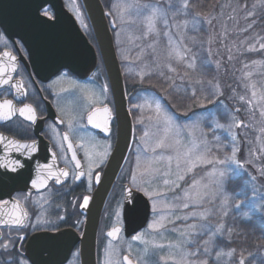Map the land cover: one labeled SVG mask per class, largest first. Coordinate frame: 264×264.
Returning <instances> with one entry per match:
<instances>
[{"label":"snow or ice","instance_id":"1","mask_svg":"<svg viewBox=\"0 0 264 264\" xmlns=\"http://www.w3.org/2000/svg\"><path fill=\"white\" fill-rule=\"evenodd\" d=\"M42 7V5H37V9ZM113 7H117L114 5ZM255 8V5L253 6ZM189 8V0H180L179 4L174 3V0H168L167 8H165L162 4H145L143 5V9L148 11V15L145 17L147 23V30L143 33L144 36H150L151 34H155L156 36L160 35V32L157 30L156 21L157 19L163 20L164 24L167 26L168 23V11L171 9H175L174 16L179 15L180 13L187 14V10ZM78 11V10H77ZM49 12L47 9L44 10V15L48 16ZM111 15V13H109ZM117 15L120 17L121 23H123V15L118 11ZM80 18L79 15L77 17ZM39 19V16H37ZM246 21H251L247 24V28L242 29V31H250L255 26V12H248L245 16ZM211 24V20L208 21ZM179 27V25L177 26ZM224 30V34L227 35V26H222ZM7 32V29H3V32H0V38H3V34ZM164 35L169 38V45L171 47L164 53L163 59L156 56L152 65L149 68V71L155 69L159 71L161 76H165V71L167 72H176V68L173 67V62L183 63L188 71L195 72L197 71V57L195 54H192V49L189 48L185 44L174 45L172 43V37L169 33H164ZM117 44L118 46L121 41V34H116ZM194 44L198 43L195 38H190ZM216 42L213 37H209L208 44V55H212L211 45ZM241 44L245 43V41H241ZM13 46H15L16 42H12ZM153 49V52L156 51L154 45H149ZM21 51L22 49H17ZM259 52L264 53V38L260 39L259 42ZM225 51L228 53L227 59L231 62L234 59V55L232 54V49L225 45ZM249 52H256L257 49L249 45L247 48ZM143 53V49L141 50ZM219 55V51L216 53ZM4 56L8 58V62L11 64V70L7 66H0V84H8L10 80L13 79V73L17 71V57L12 55L11 53L5 52ZM121 59L122 61H127L128 56L121 50ZM137 59H140L138 56ZM255 64L264 63V61H253ZM215 65L217 70L221 68V61H215ZM67 67V65H64ZM201 68L207 67V62L202 61ZM247 67V65H245ZM66 75V74H65ZM141 79L147 73L141 69L139 73ZM245 76H251V73H245ZM7 76V79L4 78ZM188 76V72L186 71L184 76L181 79H184ZM167 79H171V77H166ZM55 84V81H53ZM207 84L210 86L208 89L209 94L213 96H222L223 90L219 83L213 84L212 81H208ZM193 87L191 88V99L198 100L197 96V85L200 86V91L204 92V81L195 80L193 82ZM16 91L18 93H22L23 84L20 81H17ZM49 87H52L50 85ZM60 91H64V89H60ZM81 91H84L81 89ZM110 89L108 85H104L101 88L100 93L97 98L93 99V94L91 92L86 93V102L83 104L79 103L80 97L76 98V101H73L75 105L76 111L71 117L67 120V126L69 131H71L74 127V122L76 124H80L81 121L87 122V124L92 125L94 128L102 129L103 132L110 133V121L113 118V110L107 106H105L104 111L108 113V121L104 124L96 123L93 119L94 113L89 111L92 104L99 101V97H103V101L107 102L108 95ZM253 99L248 100V104H253V100H257V94L255 92L252 93ZM239 99L241 101L245 100L244 96H240ZM258 103L260 107V117L262 118L261 122L264 123V96H260L258 98ZM2 107H7L8 111L0 113V119L9 120L14 114L17 112L21 117H24L31 125H34L37 120V116L35 114V109L31 105H24V107L16 109L12 106L11 100H4ZM256 107V105H253ZM148 109L150 115L147 116L149 121L154 122L153 127L156 128V131L152 133L154 137V143L150 144L148 141L149 132L146 131L144 135L141 137V141L144 144L145 150L153 153L150 159L147 162V166L141 167V157L137 156V172L132 175V184L137 188L138 191L144 192L146 196H148L152 201V209L156 214V218L152 223L148 225L150 229L154 230H164L166 227V223H173L175 221H183L180 227H173L172 231L178 233L176 238L173 241L169 242V247L174 250L176 255L180 257L178 264H192V259L201 253V248L196 247L195 251L186 250L190 245H197L201 243L198 240L199 235H206L208 239L202 241V251L203 254L208 255L211 251V243L213 239L218 235H223L225 231V225L220 222L215 224L214 226H210L209 217L214 215L217 211L222 213V215L227 216V205H228V197L224 195V189L222 184V178L225 173L223 170L218 168L217 164L226 163L227 160H231L240 165V161L238 159V153L240 148L237 141V135L232 133L231 136V154L226 155L225 160H221L218 156L212 155L213 147L217 150H223L225 145L221 141L219 136H214L213 140L215 141L214 145H210L207 139L197 140L194 132L199 128L198 124H181L180 116L176 111L171 110L168 105H166L160 98L152 97L151 101L145 99L143 103H138L132 106L129 110L133 109L143 112L145 109ZM64 120H60V124H64ZM139 123L144 122V117L141 116L138 120ZM49 127H52L49 125ZM211 127V125H210ZM216 128H223L224 125L220 123L215 124ZM53 133L57 136H60V139L57 140V147L59 149V157L56 153L51 154V158L55 163L57 159L63 160L65 164L74 162V167L77 170L78 174L75 175L76 180H80L81 177L87 175L89 191L91 190V184L93 182L100 181V175L94 173L92 170V166L94 165L97 169L101 167L104 161L107 159L110 150L111 144L105 142L104 150L102 153L96 154L95 159L89 158V151L87 146L81 145L80 147L84 150V155L86 158H89V167L87 174L83 170V166L81 164V160L77 157V151L74 149L72 143H68L67 149L71 151V157L68 158L65 154V148L62 141L69 140V134L65 132L62 136L60 133L56 131V128H52ZM264 132V128L261 129ZM201 137L204 136L203 130H200ZM183 134V135H182ZM183 136L189 137L190 146L183 145ZM95 137L90 136L89 142H94ZM184 148L185 150H181ZM157 149H170L176 153L173 155H164L163 153L156 155ZM39 151V142L33 140L31 143H21L18 140L9 139L4 136H0V152L6 154L5 159L0 160V168H4L6 171L10 170L11 172L17 173L16 177H12V179H16L21 176L20 169L24 167L23 163L19 159H12L13 153H20L21 155H27L29 158L34 153ZM251 155V153H250ZM259 159L261 162V167L259 168V173L261 176H264V151L260 152L259 156L254 157L253 159L248 160L246 163L254 164L255 160ZM175 160V172L172 169V162ZM53 164H44L41 165L40 168L46 170L48 175L45 177L42 173L38 172L36 178H29L30 183L33 189H45L49 180H54L55 184L60 185L62 183L61 177H68L69 172L66 169H58L57 171H52L54 166ZM198 165H208L211 167V170L207 172V182H202L203 178L196 179L194 169ZM193 174L192 183L186 187H181V182L186 181V176L188 174ZM252 179H255L253 177ZM26 183L28 180L25 181ZM162 184L164 188H158V185ZM164 193H171V198L168 201L163 199ZM217 196H220L219 200V208H215L213 206V201L216 200ZM128 197L131 200H135L136 196L129 191ZM29 197H24L27 200ZM39 200L47 203V198L45 196H40ZM90 197L85 195L83 196V203L79 205L80 208H87L89 205ZM127 202V201H126ZM208 205V206H206ZM58 207V206H57ZM0 209L4 211H0V225L15 228L17 232H21L26 230L28 227H31L33 230H41L44 229L46 231H51L53 229L58 230V225L50 220H44L40 215L36 216L35 223H32L31 216L27 210H25L21 204L19 199L3 200L0 199ZM19 209V211H17ZM167 209V212L162 210ZM172 209H176L179 211L180 209L187 210L183 215H177L172 212ZM115 215L119 218L120 212L117 211ZM61 221H63L64 217H58ZM121 229L118 227L113 228L111 231L107 233L109 237H115V235L120 232ZM193 233H196L197 236H193ZM9 235L11 233L9 232ZM228 235L231 236V230H228ZM25 237L23 235L16 236L15 240H9L7 243L2 242V233H0V248L7 249L9 245L15 248V242L18 240H23ZM47 239L51 242H56L59 237L57 235H49ZM133 240H141L142 237L137 235L132 237ZM145 244H155L156 241H144ZM159 246V245H158ZM147 250V249H145ZM117 249H114L111 246V242H109V247L105 249V255L107 257L105 264H118V261H114L113 257L117 254ZM129 252H131V246H129ZM234 250L227 252V255L231 257L233 255ZM222 255L221 252H217L216 256L219 258ZM171 258V257H170ZM67 259V257L65 258ZM124 260L127 261V264H133V261L128 259L127 256L124 257ZM14 264H30L28 259L21 258V254L17 253L14 258ZM207 264V261L204 262ZM240 264H243V260L240 261Z\"/></svg>","mask_w":264,"mask_h":264},{"label":"rangeland","instance_id":"2","mask_svg":"<svg viewBox=\"0 0 264 264\" xmlns=\"http://www.w3.org/2000/svg\"><path fill=\"white\" fill-rule=\"evenodd\" d=\"M67 9L74 15L76 20L80 24H85L87 30L89 29L86 17L82 10L79 0H63ZM79 1V2H78ZM150 0H129L128 6H123V3L118 4L117 7L114 8V11L109 14V16L113 19L115 24V28L117 33L121 34V41L119 45V50L124 49V43H129L132 46L135 44H140L139 47L142 46V42H134L131 37L135 29L139 32L140 30L145 29L147 26L145 17L149 14L147 12L144 13L143 5L145 2ZM255 5V8L253 7ZM218 9V7H217ZM78 10V11H77ZM108 11V10H107ZM120 12L124 19L123 23L120 21V17L117 15V12ZM248 12H255V26L250 31H242V29L247 28V24L251 21H246L245 16ZM108 13H110L108 11ZM79 15V19L77 18ZM264 0H245L243 3H230V1L226 0L222 2L219 6V9L216 12H209L200 14L199 24H202L206 29L205 37V45L206 48L204 58L207 62V67L203 70V74L200 78L195 75V72L188 71L185 67L181 66L179 62H173L176 68V72L173 73L175 80H170L171 84H179V81L182 83H190L191 87H193V82L195 80L204 81L205 91H200V86L197 87V96L198 100H203V104L211 105L212 103L217 106V108H213L214 114L209 116V126L203 130L204 136L201 137L200 128L196 129L194 134L199 141L200 139H207L210 145H214L215 141L213 140L214 136H219L221 141L225 145L224 136L228 135L232 136V133L237 135V141L240 148L241 160L240 164H242V173L245 176V181L247 184L254 185V188L257 187L260 189V193L264 191V176H261L259 173V168L261 167V162L259 159L255 160L254 164L246 163L248 160L253 159L256 156L260 155V152L264 151V132L261 131L264 128V123L261 122L262 118L260 117V107L258 103V98L260 96H264V63L255 64L253 61H264V53L259 52V42L261 38H264ZM209 20H211V24H209ZM262 20V21H260ZM227 26V35L224 34V30L222 26ZM118 27V28H117ZM133 27V28H132ZM133 30V31H132ZM90 31V30H89ZM112 31V34H113ZM116 33V34H117ZM137 35V36H138ZM213 37L216 42L211 45L212 55H208L209 37ZM115 41L117 43L116 35ZM241 41H245V43L241 44ZM225 45L232 49V54L234 55V59L229 62L227 59L228 53L225 51ZM249 45L254 46L257 51L249 52L247 48ZM217 51H219V55H217ZM221 61V68L217 70L215 61ZM247 65V67H245ZM199 68V67H198ZM188 72V76L184 79H181L184 76L185 72ZM251 73V76H245V73ZM195 75V76H194ZM55 81V84H53ZM51 81V85L55 87L64 86L67 89H74L75 92L79 91L83 95L91 92L93 94V99L95 100L99 93L94 91H88L85 84L82 82H75L73 79L67 77H58ZM208 81H212L213 84L219 83L221 89L223 90L222 96H213L209 94L208 89L210 86L207 84ZM152 84L154 88H156V82L151 81V79L144 80L142 84ZM92 86V85H91ZM92 88V87H91ZM153 88V89H154ZM83 89L84 91H81ZM162 95L164 93V88L162 86ZM255 92L257 94V100H253V104H248L247 101L253 99L252 93ZM206 96V98H205ZM240 96H244L245 100L241 101L239 99ZM202 99V100H201ZM103 100L102 96L99 97L100 102H96L92 105L99 104ZM86 100H82L79 103L83 104ZM135 105V104H133ZM133 105H129V108H132ZM256 105V107H253ZM54 106L56 108L57 114L59 117L64 120V124L61 127L52 126L56 128V131L60 133V130L67 131L72 139L79 142L77 140V133L73 127L71 131H69L67 126V120L71 117L72 114L76 111L75 105L73 101L68 103H63L59 101H54ZM147 109V108H146ZM134 110V109H133ZM149 111H144L141 116L144 117V122L141 123L139 128L138 135L133 136V147L134 150L131 153V156L125 160V163L121 169L119 179L115 182L116 190L114 194L109 198L106 203L104 209L103 222L100 225L98 232V264H105L106 255L105 249L109 247V242H111V246L114 249H117V254L113 257L114 261H118V264L121 263V257L124 253L129 254L137 264H167L172 259V254L174 250L169 247V242L173 241L178 233L172 231L173 227H178V223L180 221L173 220V223H166V227L164 230H154L150 229L148 225L154 221L156 218V214L152 209V201L151 199L142 192L150 203V215L147 221L146 226L139 231L138 233H134L128 238H125L122 234L119 236L117 241H110L107 237L104 236V232L122 222L121 217V194L123 193V185L128 184L131 188L137 190V188L132 184V175L137 172V156L141 157V167L147 166V162L153 153L145 150L144 144L141 141V137L144 135L146 131L149 132V137L147 138L149 143H154V137L152 133L156 131L152 125L154 122L149 121L147 116L150 115ZM219 116H224L225 119H218ZM220 118V117H219ZM218 120L220 122H218ZM181 124H196L195 120L189 122L179 121ZM220 123L224 125V127L216 128L215 124ZM75 125V122H74ZM211 125V127H210ZM224 128H230L232 131L227 132L224 131ZM183 135V134H182ZM189 137L183 136V145L190 146ZM96 142H100V140L95 138ZM132 142V143H133ZM231 142V140H230ZM185 150L184 148L181 149ZM91 151V150H90ZM92 152V151H91ZM163 153L164 155H173L176 153L170 149H157L156 155ZM251 153V155H250ZM130 154V152H129ZM132 154L134 155L132 157ZM212 155L218 156L221 160H225L226 155H230L227 153L225 148L223 150H217L213 147ZM217 167H220L221 170L224 171L225 175L222 178V184L224 189V194L226 195L227 190L231 192L229 185L235 184L233 182L232 176H228L227 172H225L226 167L225 163L217 164ZM224 166V168H223ZM234 167V164L231 165ZM172 169L175 172V160L172 162ZM211 170V167L208 165H198L196 169H194L195 178L201 179L202 182H207V172ZM237 171L240 172L241 169L237 168ZM241 173V172H240ZM233 179H232V178ZM255 177V179H252ZM193 174H188L186 176V181L181 182V187L186 188L192 183ZM114 184V186H115ZM244 184V183H243ZM113 186V187H114ZM158 188L162 189L164 186L162 184L158 185ZM113 189V188H112ZM163 199L165 201L170 200L171 193H164ZM217 200H220V196H217ZM119 211V218L115 215V213ZM167 212L168 210H162ZM177 215H183L184 209L177 211L176 209H172ZM141 236V240H133V236ZM156 243L145 244L144 241H153ZM159 245V246H158ZM129 246H131V252H129ZM147 249V250H145ZM171 257V258H170Z\"/></svg>","mask_w":264,"mask_h":264},{"label":"water","instance_id":"3","mask_svg":"<svg viewBox=\"0 0 264 264\" xmlns=\"http://www.w3.org/2000/svg\"><path fill=\"white\" fill-rule=\"evenodd\" d=\"M2 1L10 3V7L6 9L10 11V17L9 22H4L0 17V25L3 29H7L6 33H14L29 43L31 67L35 78L46 81L60 70L66 69L76 77L85 79L94 71L98 64V58L103 68L110 89L115 120V138L100 172V181L95 183L91 191L88 207L83 208L84 219L81 232L78 234L71 228L37 231L31 234L24 247L25 254L33 264H61L68 257L72 246L77 243L79 264H97V234L102 212L130 149L133 137L128 97L125 93L124 79L113 42L112 31L115 24L108 11L104 9L101 0H79L94 40V46L79 27L74 15L65 7L63 0H0V3ZM18 3L23 5L18 6ZM37 5H42V7L49 5L53 10V17L47 18L41 15L39 11L42 7L38 10ZM45 104L48 116L59 125L60 118L56 115L53 107L47 100H45ZM104 108L105 106H99L90 110L94 113L93 119L96 123L104 124L106 122L108 113L104 111ZM17 114L19 113L17 112ZM41 124V121L37 120L34 124L35 140L39 142V151L34 153L31 158L20 153H13L11 158L19 159L24 165L19 170L21 176L12 179L17 176V173L0 168V189L9 185L13 189L31 192L43 190L33 189L29 179L36 178L38 172L46 177L47 171L41 169L40 166L54 163L51 158V154L54 152L49 142L38 132ZM87 126L102 135H107L102 129L94 128L89 124ZM0 136L6 137L1 133ZM68 143H72L70 138L68 141H64V145L71 157V151L67 149ZM5 156V153L0 152V160L5 159ZM58 169L60 168L56 161L52 171ZM26 180H28L27 183ZM129 191L136 196L134 201L128 197ZM149 215L150 203L147 197L128 184H124L121 207L122 224L108 228L104 235L113 242L118 240L120 234L127 238L146 225ZM115 227L120 228L121 231L115 237H109L107 233ZM49 235H57L59 239L56 242H51L47 239ZM125 256L132 260L127 254H124L121 258L123 264H127V261L124 260ZM133 264L136 263L133 261Z\"/></svg>","mask_w":264,"mask_h":264},{"label":"trees","instance_id":"4","mask_svg":"<svg viewBox=\"0 0 264 264\" xmlns=\"http://www.w3.org/2000/svg\"><path fill=\"white\" fill-rule=\"evenodd\" d=\"M225 1L226 0H189L187 14L180 13L175 16V9L169 10L167 26L161 19H157L156 21L157 30L160 32L159 36H156L155 34L144 36L143 33L147 30V26L145 29L140 30V35H138L139 30L136 31L137 29H135L131 37H134L133 35L136 36L132 38V41H141L142 46L139 47L140 44L135 43L131 46L130 42L124 43V45H126L124 46L123 52L128 56L127 61H122L119 46L115 41V35L118 29L113 31L114 46L124 77L125 89L129 94V105L143 103L145 99L151 101L152 97H158L166 105H168L171 110L177 112L182 122L195 120L196 124L199 125L200 130H204L209 126V116L215 115L213 108H217L215 104L212 103L211 105H207L203 104L202 99L201 103H199V100L191 99V82L186 84L179 81V84H171L170 80H175V77L173 76V73L175 72L172 73L165 71V76H161L159 71H156L155 69L149 71V68L156 56L159 55V57L163 59L164 53H166V51L171 47V45H169L168 36L164 35V33H169L172 37V43L174 45L185 44L192 49V54H195L197 57V71H195V75L200 78L203 74V70L206 68L200 67L201 62L205 61L204 54L206 50L204 47V35L206 34V29L202 24H199V21H201L200 14L216 12L221 3ZM228 1H230V3H243L245 0ZM101 2L104 9L108 10L110 13L114 11V5L117 6L122 3L124 7L129 5V0H101ZM179 2L180 0H174V3L179 4ZM156 3H160L167 8L168 0H150L145 2V4ZM145 12L148 13V11L144 10V13ZM178 25L179 27H177ZM86 34L89 40L93 43V38L89 29ZM190 38H195L198 43L194 44ZM149 45H154L156 51L153 52V49L149 47ZM142 49L143 53L141 52ZM138 56L140 59H137ZM172 66L175 67L174 64ZM181 66L185 67L183 63H180V67ZM99 68L102 70L100 63ZM141 69L147 73L143 79H151V81L156 82V88H154L151 83L142 84L143 79H141L139 75ZM166 77H171V79H167ZM162 86L165 89V94L163 95L161 92ZM144 111L148 112L149 110L145 109ZM143 112L135 109L130 111L133 120L134 135L140 134L139 128L142 124L139 123L138 120ZM219 117V120L221 118L225 119L224 116ZM219 120L218 122H220ZM224 131L230 132L232 129L224 128ZM223 138H225L224 141L228 146L224 148L227 153L231 154V135H228L227 137L224 136ZM133 144L134 142L132 143L130 149V156L134 150ZM133 156L134 155L132 154V157ZM238 159L241 160L240 151L238 153ZM232 164H234L233 168L231 167ZM240 165L241 166L238 167L237 164L231 160H227L225 163V172H227L228 176L230 175L235 178L234 180L231 177L235 184L231 183L229 185L231 192H228L227 190L226 193L228 197L227 216H224L222 213L217 211L214 215L209 217L210 226H214L220 222L225 225L224 234L222 236L218 235L213 239L211 243V251L208 255L203 254L202 251V241L208 239V237L206 235H199L198 240L201 243L197 245H190L186 249L188 251H195L196 247L201 248V253L196 257L191 258L192 264H204L205 261H207V264H240L241 260H243V264H264V191L260 193V189L258 187L255 189L254 185L249 183L247 184L245 176L242 173L243 165ZM237 168L241 169V173L237 171ZM116 185L117 183L113 187L109 198L114 194ZM213 206L218 209L219 200L216 199L213 201ZM180 210L182 211V209ZM185 211L187 210H184V212ZM102 223H104L103 219L101 221V224ZM183 223L185 222L180 221L178 223V227H180ZM229 229L231 230V236L228 235ZM193 236H197V234L193 233ZM231 250H234V252L233 255L229 257L227 252ZM217 252L222 253L219 258L216 256ZM179 260L180 257L174 252L172 254L171 261H168L167 264H178Z\"/></svg>","mask_w":264,"mask_h":264},{"label":"flooded vegetation","instance_id":"5","mask_svg":"<svg viewBox=\"0 0 264 264\" xmlns=\"http://www.w3.org/2000/svg\"><path fill=\"white\" fill-rule=\"evenodd\" d=\"M17 5L21 6L23 4L18 3ZM9 7H10L9 2L7 3L5 1L4 2L2 1L0 3V17L4 22H9L10 11L6 10ZM45 9H47L49 12L48 16L44 15ZM39 13L47 18L53 17V10L49 5L43 6L40 9ZM78 24L81 27V29L85 33H87L88 30L86 25L83 23L80 24L79 22ZM0 32H3V28L1 25H0ZM13 41L16 42L15 46H13L12 44ZM92 44L94 45V43ZM30 48L31 47L27 42V40L21 38L18 35H15L14 33L12 34L4 33L3 38H0V66H7L9 70H11V64L10 62H8V58L4 56L5 52L11 53L12 55L17 57V71L12 74L13 79L10 80L8 84H0V105H3L4 100H11L12 106L16 109L22 108L26 104L31 105L35 109L37 121L38 122L41 121L42 123L40 129L38 130L39 134H41L42 137L49 142L51 149L59 157L60 153L56 145H57V140L60 139V136L55 135L53 133L52 127H49V125L61 127L62 124L59 125L56 124L48 116L45 100H47L50 103L56 115L59 117L56 108L54 106V101L68 103L71 101H76V98L80 97L81 98L79 100L80 102L82 100H86V94L83 95L79 91L75 92L74 89L71 88L67 89L62 85L59 87H55L53 85L52 87H49L51 85L50 82L58 77H67L73 79V81L75 82H82L83 84L88 86L87 87L88 91L92 90L94 92L100 93L101 88L104 85H107L106 78L104 72H102V70L99 68V64H97L94 71L89 75V77L85 79H80L75 75L71 74L68 70L62 69L58 73L47 79L46 81H41L35 78L33 74L31 61H30V51H29ZM17 49H22V50L18 51ZM4 78L7 79V76H4ZM17 81H20L23 84L22 93H18L16 91L15 85ZM60 89H64V91H60ZM127 95L129 97L128 93ZM99 106H107L113 110L110 92L108 95L107 102H104L102 100L101 103L99 104L91 105L89 111L94 107H99ZM7 111H8L7 107L0 106V113ZM60 120L62 119L60 118ZM106 121H108V118L106 119ZM110 128H111L110 133H107V135H102L91 129L89 126H87L85 121H81L80 124L75 123L74 129L77 133V140L79 141L78 143L77 141L72 139V137L67 131L60 130L61 136L63 135L64 132H67L69 134V138L72 141L75 150L77 151V157L78 159L81 160L83 170L85 171L86 174L88 172V167H89V162H88L89 158L95 159L96 154L102 153L104 150L105 142L110 143L111 148L113 146L114 138H115L114 116L110 121ZM0 133L8 138L18 141L31 142L32 140L36 139L35 126L31 125L28 121L23 119L17 113L14 114L9 120L0 119ZM90 136H94L96 139L100 140V142L99 143L96 141L89 142ZM62 143L64 145V141H62ZM81 145L87 146L89 151V158L85 157L84 150L80 147ZM64 148H65L66 156L70 158L65 145ZM128 155L130 154L128 153L126 158L128 157ZM57 163L60 169H66L69 172L68 177L61 178L62 183L60 185L55 184L54 180H51L47 184L45 189L38 192L13 189V187L9 185H5L0 189V199L3 200H9L10 198L19 199L21 206L29 212L32 219V223H35L36 216L40 215L42 219L50 220L55 224H57L58 230L62 228H71L74 231H76L78 234H80L84 219V213H83V208H80L79 205L83 203V196L85 195L90 196V193L96 182H93L91 184V190L89 191L87 175L81 177L80 180H76L74 178L75 175L78 174L77 170L74 167V162L65 164L63 160L57 159ZM103 165L98 169L93 165L92 166L93 172L100 174ZM119 175L120 172L117 176V181L119 179ZM40 196H45L47 198V203H44L43 201L39 200L38 198ZM24 197H29V198L25 200ZM122 197H123V193L121 194V207H122ZM0 211H4V210L0 209ZM17 211H19V209ZM61 216L64 217L63 221L58 219V217ZM103 216H104V210L101 216V221L103 219ZM101 221H100V225H101ZM37 231H46V230L44 229L33 230L31 227H28L24 231L17 232L15 228H8L0 225V233H2V242L4 243H7L9 240H15L16 236L18 235H23L25 237L23 240H18L15 242V248H13L11 245H9L7 249L0 248V264H14V258L16 257L17 253L21 254V258L28 259L30 264H33V262H31V259L25 254L24 247L31 234ZM51 231H56V229H53ZM9 232L11 233V235H9ZM61 264H79L77 243H75L72 246L67 259ZM97 264H98V251H97Z\"/></svg>","mask_w":264,"mask_h":264}]
</instances>
